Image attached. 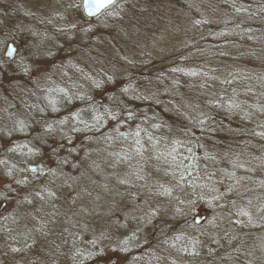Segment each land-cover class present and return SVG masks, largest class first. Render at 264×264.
<instances>
[{"label":"trees","instance_id":"obj_1","mask_svg":"<svg viewBox=\"0 0 264 264\" xmlns=\"http://www.w3.org/2000/svg\"><path fill=\"white\" fill-rule=\"evenodd\" d=\"M200 9L196 16L206 22V35L166 63H128L104 36L87 44L84 49H92L91 54L126 70L122 79L99 77L93 85L82 81L73 89L38 96L28 84L30 77L17 75L19 86L32 93L36 116L14 112L11 106L19 104L0 72V180L25 194L30 190L25 178L40 175L28 166L41 161L52 197L71 195L77 205L102 207L95 190L107 189L99 196L115 197L113 213L137 211L143 218L151 198L133 181L145 171L142 164L152 148L167 178L188 185L215 176L233 193L241 191L236 197L247 207L264 208V0H210ZM41 32L34 26L33 34ZM49 32L51 42L56 41ZM52 55L42 47H23L13 61L32 68ZM238 140L249 142L245 150L236 147ZM37 192L31 188L27 203L38 204ZM128 195H134L132 204ZM249 212L244 210L245 226H250L244 233L263 245L264 222H253ZM179 242L178 254L170 255L178 264L190 262L188 253L198 252L197 241Z\"/></svg>","mask_w":264,"mask_h":264},{"label":"rangeland","instance_id":"obj_2","mask_svg":"<svg viewBox=\"0 0 264 264\" xmlns=\"http://www.w3.org/2000/svg\"><path fill=\"white\" fill-rule=\"evenodd\" d=\"M18 1L22 6L11 23L17 27L19 23L25 24L23 8L22 13L32 17L37 30L42 28L40 21L48 23L44 25V49L53 53L48 59L34 62L30 69L18 61H6L3 58L6 46L1 48V72L12 92L9 95L19 104L11 108L26 116H36V104L30 99L32 93L17 83V75H28L27 82L35 87L38 96L57 93L61 87L73 89L82 81L84 86L88 82L93 85L99 77L105 81L108 76L122 79L126 70L99 53L91 54L92 49H84L100 36L111 41L128 63L138 62L140 67L146 63H166L206 35L203 31L206 22L198 19L196 13L210 3V0H120L105 15L88 20L83 15L82 0ZM50 28L56 41L49 39ZM88 70L96 74L89 75ZM7 112L11 114L10 108ZM258 142L254 146L260 145ZM248 143L238 140L235 144L245 150ZM152 150L145 157L147 163L142 164L145 171L133 181L139 191L151 198L150 210L143 218L142 213L137 216V211L131 215L127 210L113 213L110 205L115 197L99 196L100 192L109 193L107 189L95 190V199L103 202L102 207L86 202L77 205L71 195L62 199L52 197L50 183L45 184L44 165L42 171L36 172L40 175L25 178L30 183L25 194L17 192L19 186H9L6 180H0V207L7 204L0 211V264H178L173 255L178 254L177 244L183 240L197 241L199 245L198 252L188 253L192 257L190 262L183 264L264 263V243L260 245L253 236L244 233L250 228L245 226L244 210H250L249 219L259 224L264 222V208L251 204L247 207L248 202L239 198L241 191L233 193L232 186L220 183L215 176L208 175L188 185L167 178ZM31 188L38 191V204L27 203ZM239 188L246 189L241 184ZM47 196L52 198L46 200ZM133 198L134 195H128L127 203L132 204ZM184 211L185 216L181 214ZM164 243L166 247L162 246ZM196 252L197 258L193 260ZM199 257L202 260L198 261Z\"/></svg>","mask_w":264,"mask_h":264},{"label":"flooded vegetation","instance_id":"obj_3","mask_svg":"<svg viewBox=\"0 0 264 264\" xmlns=\"http://www.w3.org/2000/svg\"><path fill=\"white\" fill-rule=\"evenodd\" d=\"M82 5V2H81ZM22 5L19 4L18 0H0V56L2 55V46L5 45L6 48L8 45H13L16 49V53L13 61L16 59L19 54V50L25 47H33L36 49L44 48V25H48V23L44 21H40L41 23V33L33 34L34 26L37 28L36 23L32 21V17H26L22 11H25L24 8L21 11V14L25 17V24L19 23L18 27L11 23L15 21V17L17 16L16 11L21 9ZM39 21V19H38ZM10 23V25H6V23ZM47 35V34H46ZM21 40L19 41L18 39ZM20 42V43H19ZM26 42V43H25ZM6 49H4L5 52ZM3 52V58H4ZM47 52V51H46ZM31 69V68H30ZM37 70V69H36ZM35 70V71H36ZM1 72V66H0Z\"/></svg>","mask_w":264,"mask_h":264},{"label":"water","instance_id":"obj_4","mask_svg":"<svg viewBox=\"0 0 264 264\" xmlns=\"http://www.w3.org/2000/svg\"><path fill=\"white\" fill-rule=\"evenodd\" d=\"M119 0H112L111 3L108 0H82V11L84 16L89 20H94L101 17L109 9L115 6ZM16 49L13 45H8L4 52L5 60H12L15 56ZM43 170V164L38 162L36 165H30L28 167L29 172H40ZM6 203H2L0 211L4 210ZM199 220H196V224H199Z\"/></svg>","mask_w":264,"mask_h":264},{"label":"snow or ice","instance_id":"obj_5","mask_svg":"<svg viewBox=\"0 0 264 264\" xmlns=\"http://www.w3.org/2000/svg\"><path fill=\"white\" fill-rule=\"evenodd\" d=\"M108 2H109V3H111V2H112V0H108Z\"/></svg>","mask_w":264,"mask_h":264}]
</instances>
